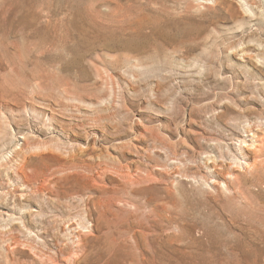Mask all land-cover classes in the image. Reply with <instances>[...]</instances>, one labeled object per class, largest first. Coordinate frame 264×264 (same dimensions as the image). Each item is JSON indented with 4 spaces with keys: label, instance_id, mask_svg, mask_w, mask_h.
Returning <instances> with one entry per match:
<instances>
[{
    "label": "rangeland",
    "instance_id": "obj_1",
    "mask_svg": "<svg viewBox=\"0 0 264 264\" xmlns=\"http://www.w3.org/2000/svg\"><path fill=\"white\" fill-rule=\"evenodd\" d=\"M14 1L0 0V264H76L63 256L116 224L136 257L164 237L163 206L172 264H264V193H244L257 173L237 140L247 121L264 137V0ZM212 161L236 177L214 185Z\"/></svg>",
    "mask_w": 264,
    "mask_h": 264
},
{
    "label": "bare ground",
    "instance_id": "obj_2",
    "mask_svg": "<svg viewBox=\"0 0 264 264\" xmlns=\"http://www.w3.org/2000/svg\"><path fill=\"white\" fill-rule=\"evenodd\" d=\"M17 1V0H15ZM14 1V3H15ZM19 1V0H18ZM21 1V0H20ZM23 1V0H22ZM32 1V0H31ZM43 1V0H42ZM24 2V1H23ZM27 2V1H26ZM51 2V1H50ZM13 3V2H12ZM16 6L18 3H15ZM26 4V3H25ZM49 4V3H48ZM53 4V3H52ZM14 5V4H13ZM20 5V4H19ZM28 6V4H27ZM37 6H41L37 4ZM54 6V5H53ZM52 6V7H53ZM25 8V6H23ZM39 9L42 8L38 7ZM48 8V7H47ZM51 9V8H50ZM22 11V10H21ZM29 11V10H28ZM32 11V10H31ZM37 11V10H36ZM35 11V12H36ZM47 11V10H46ZM50 11V10H49ZM52 12V11H50ZM34 13V11L32 12ZM41 13V12H40ZM20 15V14H19ZM32 15V14H30ZM29 15V16H30ZM49 15V14H48ZM28 17V16H27ZM31 17V16H30ZM16 18V17H15ZM18 18V17H17ZM28 19V18H27ZM38 19V18H37ZM41 19V18H40ZM38 22V21H37ZM30 25V24H29ZM248 125L244 126L245 129L243 133H241L240 137H237V140L240 141V146L244 147L243 148H238L241 149V153L245 158H250L251 155L247 152L248 150L250 153L253 154V163L252 168L256 170L257 175L255 176L254 179L250 184L249 187H246L244 189V193L247 194L249 197H256L257 194L252 190L251 186L259 188V192L264 193V176L261 175V173L258 174L260 170L264 172V158H263V151H264V137L260 135V129L259 127H256L252 122H248ZM247 141H250L248 143ZM236 143V142H235ZM234 145V144H233ZM244 150V151H243ZM212 167L210 168L211 165H209V171L211 173H214V179H212V183L214 185H220L222 182H227V179H231L233 175L232 173L228 172L227 175H222L219 173L217 170L218 167H221L219 163H216L214 161ZM246 165H249V163H246ZM216 175V176H215ZM218 175V176H217ZM222 178L223 180L220 181L219 178ZM246 185V184H245ZM22 194V193H21ZM259 197V196H257ZM262 197V196H260ZM257 199V198H256ZM258 200V199H257ZM263 200V199H262ZM261 200V201H262ZM114 201V200H113ZM112 201V202H113ZM109 203V202H108ZM111 203V202H110ZM112 204V203H111ZM166 204V203H165ZM116 205V203H115ZM163 206V205H162ZM264 206V205H263ZM140 207V206H139ZM107 208V207H106ZM108 209V208H107ZM264 209V208H263ZM110 210V208H109ZM158 212H155V216H160L162 222H165L164 227H163V235L164 237H160V232L155 233L156 238L154 239L153 243L150 244L148 243V247L146 250H141L139 255L132 256L129 254V252L126 250L127 245L125 243V240L123 239V233L127 232V230H123L119 228L118 226L110 227V232L112 233V242L107 243L109 239L106 242H99L98 244H94L90 249H87L83 251L80 254H77L76 252H72L71 254L67 256H63L64 261H74L76 264H172V254H171V242H172V235L170 232L171 224L173 222V214L171 212V209H169L167 206H163L161 208H157ZM104 211V210H103ZM107 211V210H106ZM109 212V211H108ZM115 212V211H114ZM113 212V213H114ZM110 213V212H109ZM136 213V212H135ZM101 214V213H100ZM103 214V213H102ZM99 215V213H98ZM102 216V215H101ZM116 216L117 213H116ZM103 217V216H102ZM112 218V217H111ZM123 218V217H122ZM137 218V217H135ZM156 218V217H155ZM139 219V218H138ZM158 220V219H157ZM105 221V220H104ZM122 221V220H121ZM129 222V220H126ZM115 222V221H114ZM120 222V219H119ZM124 222V221H123ZM118 223V222H117ZM122 223V222H121ZM127 223V222H126ZM132 223V221H131ZM177 223V222H176ZM133 224V223H132ZM137 224V223H136ZM175 224V223H174ZM124 225V223H123ZM129 225V224H128ZM133 226V225H132ZM260 227V226H259ZM257 227V228H259ZM123 228V226H122ZM132 227H129L131 230ZM197 228H201L202 233L204 235H211L213 233L209 232L207 229H205V226H197ZM126 229V228H125ZM217 229V228H216ZM128 230V231H130ZM136 231V230H134ZM151 229L147 227V224H141L139 227V233L141 235H144L147 237ZM173 231V230H172ZM81 232V231H80ZM214 232V231H213ZM131 233V232H130ZM259 236H261L262 239H264V226L263 228H259L258 230ZM104 234V233H103ZM128 234V232H127ZM257 234V233H256ZM114 235V237H113ZM132 235V234H131ZM79 236V235H78ZM101 236V235H100ZM104 236V235H102ZM107 236V235H106ZM140 236V235H139ZM162 236V235H161ZM128 237V236H127ZM136 237V236H135ZM144 237V241L146 240ZM218 237V236H217ZM100 239V237H99ZM79 241H82L81 239ZM98 241V240H97ZM103 241V240H102ZM136 241V240H135ZM194 241V240H193ZM137 242V241H136ZM140 242V241H139ZM80 243V242H79ZM207 243V242H206ZM138 244V243H137ZM208 245V244H207ZM248 246V245H246ZM82 247V246H81ZM197 249H201L203 253L199 252L200 255L202 256L203 259L205 260H210L209 257L204 254L205 247L204 245L199 246L197 243L195 245ZM145 248V247H144ZM247 248V247H246ZM195 249V248H194ZM196 249V250H197ZM82 251V250H81ZM198 251V250H197ZM135 253V252H134ZM137 254V253H136ZM200 260V259H199ZM195 261V259H194ZM212 261V260H211ZM201 262V261H200ZM201 264V263H199Z\"/></svg>",
    "mask_w": 264,
    "mask_h": 264
}]
</instances>
